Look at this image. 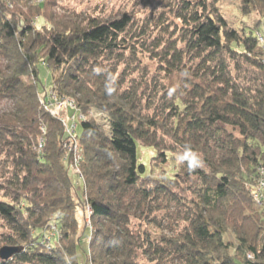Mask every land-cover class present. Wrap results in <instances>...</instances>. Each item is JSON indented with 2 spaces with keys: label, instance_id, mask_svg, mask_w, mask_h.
I'll return each mask as SVG.
<instances>
[{
  "label": "trees",
  "instance_id": "1",
  "mask_svg": "<svg viewBox=\"0 0 264 264\" xmlns=\"http://www.w3.org/2000/svg\"><path fill=\"white\" fill-rule=\"evenodd\" d=\"M242 1L264 17V0ZM219 2L137 0L105 18L0 0V103L13 106L0 113V246L20 249L0 264H264V32L231 28ZM49 90L85 118L70 121L82 179ZM141 149L181 165L155 179Z\"/></svg>",
  "mask_w": 264,
  "mask_h": 264
},
{
  "label": "rangeland",
  "instance_id": "2",
  "mask_svg": "<svg viewBox=\"0 0 264 264\" xmlns=\"http://www.w3.org/2000/svg\"><path fill=\"white\" fill-rule=\"evenodd\" d=\"M48 9H52L53 13L58 15H64V14H70V13H85V14H91L95 16H102L105 18H119L122 14L126 12H130L135 8V3L137 0H46ZM243 1L242 0H220L218 3V8L228 23V25L236 29L238 31H241L243 28H247L252 30H257V32H264V17L259 14L258 12H253L250 16H247L244 14L242 10ZM161 6H159L157 3H155L151 8L149 9H143L138 8V14H136V19L138 21L145 20L148 16L151 14H157L161 10ZM44 22L38 21L36 24L38 28H41ZM143 63L148 65L150 67V70L154 72L157 69V61H151L148 59V56H144ZM26 83L32 82L31 80L24 79ZM52 85V77L50 73L45 69V67L40 68V82L39 86L40 89L43 91L44 87L50 88ZM51 90H49V94L45 93L46 99H50L51 97ZM47 95V96H46ZM59 101H69L72 100L76 111L77 109V102L74 98L67 97L65 99H61L57 96V94L54 92V94ZM44 96V95H43ZM54 96V97H55ZM12 104L10 102H2L0 103V113H6L9 112L12 109ZM74 108V109H75ZM71 108L68 109V118H71V116L74 114L73 111H69ZM50 113V111H49ZM51 114V113H50ZM76 114V113H75ZM93 117L97 116L94 115ZM52 115V114H51ZM53 116V115H52ZM83 116V115H82ZM57 117V116H56ZM98 122L100 125L103 126V128L108 131V121L104 118L102 115L101 118H98ZM78 134H81V126L77 129ZM39 150V149H37ZM40 151V150H39ZM142 152V158L141 162L147 167V173L152 175L153 178L162 180L164 177H173L175 173L177 172V167L179 163H174L173 161L167 162V163H160L158 160L155 159L156 153L153 149H144L140 150ZM3 161V156L0 155V162ZM3 168V166H1ZM71 167V166H70ZM2 168H0V171H2ZM3 180L0 181V183ZM258 183L260 182V179L257 180ZM1 185V184H0ZM3 192L0 189V201L2 200ZM90 216V213H88ZM82 216V215H81ZM87 217L85 220V223L87 225H91L90 217ZM1 224V223H0ZM4 230H0L2 233ZM231 242L236 244L235 239L232 237L229 238ZM84 244V243H83ZM87 245H83V248ZM3 248V246H0V249ZM233 254L234 251H232ZM230 252V254L232 255ZM80 255L81 250H80ZM242 256V255H241Z\"/></svg>",
  "mask_w": 264,
  "mask_h": 264
},
{
  "label": "built area",
  "instance_id": "3",
  "mask_svg": "<svg viewBox=\"0 0 264 264\" xmlns=\"http://www.w3.org/2000/svg\"><path fill=\"white\" fill-rule=\"evenodd\" d=\"M260 40L262 42H264L262 37H260ZM51 92L52 93H51L50 99H46L45 93L43 94L44 96L43 95L41 96L42 106L46 112L49 113V111H50V113L54 117L57 116L56 118H58L62 122L63 126L66 128V132L69 136L66 139V141L63 143V150L65 152V157L71 166L70 170H71L72 174L74 176L79 177V179H82V173H81V169H80V164L82 161V158L80 155L81 150L78 146V139H77L75 132H74V128H76V127H74V126L71 127L70 121H75L77 117L80 120H84L85 118L82 115L78 116V114H77V117L73 116L71 118H68L67 112H68L69 108H71L72 111H76V108H75L73 101L72 100H69L67 102L64 100L59 101L57 99V97L55 95H53L54 92L53 91H51ZM48 94H49V92H47V95ZM43 131H44V129H43ZM41 148L42 147L40 146L39 149L42 151ZM259 173H260V182H259V186L257 188L258 191L254 195V200L259 206H263L264 205V195H262V191L264 190V169H260ZM88 211L90 213V210H88Z\"/></svg>",
  "mask_w": 264,
  "mask_h": 264
},
{
  "label": "water",
  "instance_id": "4",
  "mask_svg": "<svg viewBox=\"0 0 264 264\" xmlns=\"http://www.w3.org/2000/svg\"><path fill=\"white\" fill-rule=\"evenodd\" d=\"M20 249L17 247L6 246L0 249V259L2 261L11 260L17 253H19Z\"/></svg>",
  "mask_w": 264,
  "mask_h": 264
}]
</instances>
